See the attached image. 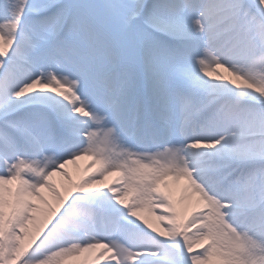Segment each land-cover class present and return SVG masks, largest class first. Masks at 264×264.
Listing matches in <instances>:
<instances>
[{
  "label": "snow or ice",
  "instance_id": "6c2138e0",
  "mask_svg": "<svg viewBox=\"0 0 264 264\" xmlns=\"http://www.w3.org/2000/svg\"><path fill=\"white\" fill-rule=\"evenodd\" d=\"M0 264H264V0H0Z\"/></svg>",
  "mask_w": 264,
  "mask_h": 264
},
{
  "label": "bare ground",
  "instance_id": "6f19581e",
  "mask_svg": "<svg viewBox=\"0 0 264 264\" xmlns=\"http://www.w3.org/2000/svg\"><path fill=\"white\" fill-rule=\"evenodd\" d=\"M221 74L222 75H227V73L223 72L221 70ZM80 160L76 161V162H79ZM65 171H67L69 173V176L72 178L71 180L75 183V182H78L80 179H88L89 177H91L96 171L97 169L95 170H82V169H77L73 164H70L66 167ZM110 176H113V175H110ZM110 176L109 178L105 177L104 180H105V183L107 184L109 181H111L110 179ZM54 180L57 182V184H60V183H63V177H60V176H56L54 177Z\"/></svg>",
  "mask_w": 264,
  "mask_h": 264
},
{
  "label": "rangeland",
  "instance_id": "374dc122",
  "mask_svg": "<svg viewBox=\"0 0 264 264\" xmlns=\"http://www.w3.org/2000/svg\"><path fill=\"white\" fill-rule=\"evenodd\" d=\"M107 178H109V176H107ZM110 179L113 180V179H116V177L113 175V176H110Z\"/></svg>",
  "mask_w": 264,
  "mask_h": 264
}]
</instances>
